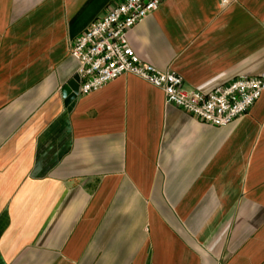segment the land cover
<instances>
[{"label":"crops","instance_id":"obj_1","mask_svg":"<svg viewBox=\"0 0 264 264\" xmlns=\"http://www.w3.org/2000/svg\"><path fill=\"white\" fill-rule=\"evenodd\" d=\"M120 0H0V264H264V93L226 127L125 75L65 105ZM135 54L204 93L264 71V0H168Z\"/></svg>","mask_w":264,"mask_h":264},{"label":"built area","instance_id":"obj_2","mask_svg":"<svg viewBox=\"0 0 264 264\" xmlns=\"http://www.w3.org/2000/svg\"><path fill=\"white\" fill-rule=\"evenodd\" d=\"M168 0H120L93 22L70 47L77 63L79 94L96 93L107 84L131 75L160 90L165 104L213 127H226L245 116L264 93V71L239 77L208 93L186 90L173 71H160L142 61L128 41L130 31L157 12ZM222 10L238 0H218Z\"/></svg>","mask_w":264,"mask_h":264},{"label":"water","instance_id":"obj_3","mask_svg":"<svg viewBox=\"0 0 264 264\" xmlns=\"http://www.w3.org/2000/svg\"><path fill=\"white\" fill-rule=\"evenodd\" d=\"M79 86V77L76 75L62 88L61 92L66 106L70 105L78 97Z\"/></svg>","mask_w":264,"mask_h":264}]
</instances>
